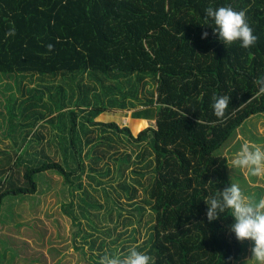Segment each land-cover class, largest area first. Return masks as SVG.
<instances>
[{"label":"trees","instance_id":"1","mask_svg":"<svg viewBox=\"0 0 264 264\" xmlns=\"http://www.w3.org/2000/svg\"><path fill=\"white\" fill-rule=\"evenodd\" d=\"M228 5L246 12L257 37L249 49H242L238 42L225 46L211 27L201 25L206 23V8ZM205 31L209 35L202 39ZM28 74L42 79L87 75L103 92L93 94L95 105L88 108L85 103L92 88L87 85L84 106L77 103L78 107H71L68 91L57 86L55 106H49V111L62 113L68 108L71 136L70 141L64 137L62 162L42 159L26 164L24 181H20L10 171L23 164V151H2L0 214L6 199L36 193V177L41 173L56 171L73 187L75 179L81 178L78 172L85 166L82 154L88 147L85 155L94 163L91 172L119 179L118 188L114 185L113 190L118 198L125 196L134 211L141 213L149 206L153 224L146 245L137 248H148L151 264H234L242 259L246 244L228 231L230 213L209 222L204 199L232 181L228 157L221 148L251 116L264 113V92L258 85L264 77V0H0V77L25 78ZM110 77L126 79L130 89L124 91L120 82L114 87L120 96L115 95L114 88L105 85ZM150 81L155 92L140 99V83L145 87ZM20 84L15 87L20 89ZM213 96L230 97L223 117L214 115ZM29 101L16 104L12 96L6 100L5 137H20L24 148L34 140L26 136V130L34 129L44 118L41 112L27 113L35 106ZM137 106L143 109L136 117L155 119V126L138 135L115 121H96L103 113ZM20 114L28 122L19 121ZM64 127L61 122L59 128L65 131ZM91 132L95 137L86 135ZM40 135L33 136L41 140ZM120 145L131 151L120 152ZM103 159H111L114 168L109 164L98 168ZM90 178L97 182L96 192H101L106 202L84 192L80 218L86 220V227L72 210L70 216L78 226L74 241L76 236L82 239L76 249L87 255L88 244L89 258L99 264L100 257L116 254L118 248H108L102 235L112 236L113 229L99 223L113 221L114 230H118L133 222L134 211L126 218L118 212L115 219L105 182L93 174ZM139 195L145 205L135 200ZM17 226L20 230L21 225ZM29 230L34 235L39 232L32 227ZM136 231L133 229L123 242L137 243ZM21 240L0 236L6 251L15 245L16 251L24 254L27 244L22 245ZM98 244L100 251L104 249L101 255L93 253ZM129 247L122 243L121 250L126 252ZM51 250L59 253L57 248Z\"/></svg>","mask_w":264,"mask_h":264},{"label":"rangeland","instance_id":"2","mask_svg":"<svg viewBox=\"0 0 264 264\" xmlns=\"http://www.w3.org/2000/svg\"><path fill=\"white\" fill-rule=\"evenodd\" d=\"M81 77L82 76H78L74 79L71 74L47 77L45 79L40 78L38 75L29 74L26 75L25 78L20 76H16L13 79L0 77V154L2 151L6 150L12 154L17 150H19V152L23 151V164L10 171L11 174L13 173L15 175L16 179L24 181L23 171L26 164L34 165L38 160L42 159L63 161L65 153L62 145L63 143L66 144L64 137L67 138L68 141L71 140V136L68 135V108L62 113L53 112L50 114L49 106L54 109L57 86L60 85H63L65 90L68 91L69 105L71 107H78V104L84 106L83 99H85L84 97L86 95V86L90 85L92 91L89 93L90 97L85 104L88 108L89 106L95 105L93 94H95L96 91L102 93L103 89L101 86H98L96 80H90L87 75L83 78ZM120 79L122 80L110 77L105 80V85L114 88L117 84L122 82L123 87L125 86L124 91H128L130 89L128 81L124 78ZM17 83L18 85L21 83L20 89L15 87ZM141 85L142 83H140L138 91V97L140 99L145 100L151 97L155 92V86L151 81L149 82V85L145 87H142ZM11 88L12 90H10ZM29 89L32 90L29 91ZM114 93L115 95L120 96V92L115 88ZM11 96L16 100V104L24 99L30 100L28 102L29 104L35 103L33 111L30 112L28 110L27 113L32 114L33 112H41L44 115V118L39 120L34 129L28 128V130H26L27 135H25L29 136V139L34 137L32 138L34 139L33 143L28 148H24V142L20 137H15V139L12 135V137L9 138L5 137L7 135L6 119L8 118L9 113V110L6 107V100ZM39 96L43 97L42 101H40ZM110 97L111 96H109V98ZM106 99L107 97L104 98L105 101ZM45 104L46 107L44 106ZM137 107H135V109L112 111L110 114L108 112L103 113L96 118V121H115L120 127H130L132 131L131 133L138 135L139 131L150 126H155V121L151 120L152 118L149 116L148 119L146 118L144 121L139 120V117H136V113L142 111L143 108H140L141 106ZM77 111H79V109ZM16 112L18 113V109H16ZM50 117L54 119L53 122L48 120ZM19 121L23 123L28 122V120L21 114ZM61 122L62 124H65V131L62 130L63 128H59ZM236 131V134L229 140V142L221 148L223 155L228 157L229 164L244 143H248L249 146H259L264 148V113L251 116ZM36 133L41 134V140H38L37 137L33 136ZM22 135H24V133H22ZM86 135L88 137H95L96 134L95 132H91ZM84 144L86 145V141H84ZM119 147L120 152L125 149L128 152L131 151L124 148L122 145ZM87 150L88 147H86L84 154H82L85 160V166L83 170L78 172L81 174V178L75 179L73 187L70 186L68 182L66 183L64 181V177L60 173L49 171L44 174L41 173L36 177L38 181V191L36 193L6 199L3 203L0 214V236L5 239L10 237L22 238L21 244H27L25 250L27 255H25L26 253H18L15 249V245H11L12 249L9 250L7 248L6 251L5 247L3 248L0 243V264H56L58 261H60V264H95V262L89 258L88 251L90 247L88 244L85 248L86 251L88 250L87 255L76 249L75 246L81 245L82 239L81 237L76 236L74 241L73 235L77 231L78 226L76 221L70 216V211L72 210L74 215L79 216L78 221L83 222L84 227H86V220L80 218L81 196H84V192H88L92 196L94 195L103 203L106 202L104 201L101 192H96V188L99 189V186L97 182L90 178V175L93 174L98 180L105 182L103 187L105 185L107 187V192H111L110 196L113 200V203L111 204V207L113 208L112 214L115 219H118V212H121L124 216L123 218H126L130 215L129 211L134 210L133 206L129 204V200L125 196L122 195L118 198L117 192L113 190L115 189L114 185L118 188L119 179L113 181L112 179L114 176L112 174L102 176L90 171V168L91 166H94V163H92V160L88 155H85ZM98 154H100L99 151ZM103 160L104 161L99 164L98 168L104 169L106 164H109L112 169L114 168L115 163L111 161V159ZM147 160H149V158H147ZM71 165L74 166L72 161ZM229 171L232 177V182L237 183L240 186L243 194L247 198L251 200L264 198V176H253L247 169L233 170L229 167ZM78 183H82L83 186L77 187ZM135 200H137L138 203L145 205L141 200L140 195L136 197ZM145 206L147 209L141 213L139 211H134V214L131 216L133 219L132 223H129L126 227L121 226L118 230H114L113 221L105 220L103 223H99L103 228L110 227L113 229L112 236L109 237L102 235V238L105 239L108 248L113 247L115 249L118 247L116 254L124 253L121 250L122 243H127L130 247L146 245L150 227L153 222H150V208L147 205ZM92 212L98 214L99 210H92ZM100 212L103 211L101 210ZM139 219H142L140 223L138 222ZM17 225H21L20 230ZM29 227H32L33 230L39 232L34 235V233H30L31 230H29ZM135 228L137 229L135 235L138 238V242H123L131 236V231L133 232V229ZM244 242L246 244L245 253L242 255V259L234 264H245V261L251 257L252 243L250 241ZM99 246L100 245L98 244L96 249H94L93 253L96 255H101L104 250L100 251L98 249ZM52 247L57 248L59 253L51 250ZM49 248L50 251H48ZM147 250L148 248L143 251L147 252Z\"/></svg>","mask_w":264,"mask_h":264},{"label":"clouds","instance_id":"3","mask_svg":"<svg viewBox=\"0 0 264 264\" xmlns=\"http://www.w3.org/2000/svg\"><path fill=\"white\" fill-rule=\"evenodd\" d=\"M205 24L213 29L217 39L225 46L239 44L242 49L252 47L257 37L253 33L244 10H235L230 5L208 7L204 12ZM210 21V22H209ZM12 33L9 32V35ZM209 33H202L206 39ZM259 90L264 92V77L258 81ZM212 109L214 115L223 117L230 97L213 96ZM231 169H247L253 176H264V148L241 145L237 155L227 164ZM207 205L206 216L209 222L219 219L223 214L230 213L232 223L228 231L237 241H250L251 257L245 264H264V198L251 200L247 198L240 186L231 181L229 185L210 198L204 199ZM152 258L147 252L136 246L129 247L123 254H105L99 264H151Z\"/></svg>","mask_w":264,"mask_h":264},{"label":"crops","instance_id":"4","mask_svg":"<svg viewBox=\"0 0 264 264\" xmlns=\"http://www.w3.org/2000/svg\"><path fill=\"white\" fill-rule=\"evenodd\" d=\"M109 114H110V112H109ZM114 116V115H113ZM142 118H138L139 120H146V118H144V117H146L145 115H140ZM148 119V118H147ZM137 120V119H136ZM151 120H154L155 121V119H151ZM133 122H135V121H133Z\"/></svg>","mask_w":264,"mask_h":264}]
</instances>
